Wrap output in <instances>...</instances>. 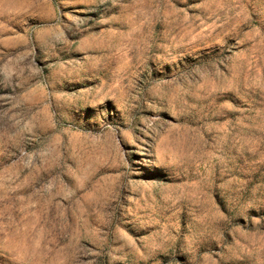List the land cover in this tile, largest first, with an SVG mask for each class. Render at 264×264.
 <instances>
[{
  "label": "rangeland",
  "instance_id": "374dc122",
  "mask_svg": "<svg viewBox=\"0 0 264 264\" xmlns=\"http://www.w3.org/2000/svg\"><path fill=\"white\" fill-rule=\"evenodd\" d=\"M0 264H264V0H0Z\"/></svg>",
  "mask_w": 264,
  "mask_h": 264
}]
</instances>
